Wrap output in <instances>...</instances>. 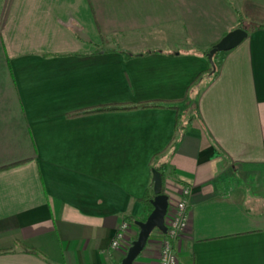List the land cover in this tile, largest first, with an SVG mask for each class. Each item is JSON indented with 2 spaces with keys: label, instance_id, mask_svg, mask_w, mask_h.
I'll list each match as a JSON object with an SVG mask.
<instances>
[{
  "label": "crops",
  "instance_id": "0c3cea01",
  "mask_svg": "<svg viewBox=\"0 0 264 264\" xmlns=\"http://www.w3.org/2000/svg\"><path fill=\"white\" fill-rule=\"evenodd\" d=\"M160 165L168 210L191 192L178 264H264V0H0V264H119Z\"/></svg>",
  "mask_w": 264,
  "mask_h": 264
},
{
  "label": "water",
  "instance_id": "95a60500",
  "mask_svg": "<svg viewBox=\"0 0 264 264\" xmlns=\"http://www.w3.org/2000/svg\"><path fill=\"white\" fill-rule=\"evenodd\" d=\"M247 36L248 33L245 29L236 28L228 32L217 44H215L207 55V60L212 71L215 70L213 63L214 55L233 50L240 45ZM151 173L152 192L154 195L150 200L152 210L144 222L135 223L139 230L138 235L136 239L131 242L129 249L119 264H134L154 231H158L162 234L166 233L165 216L168 209V197L161 192L162 178L160 173L155 169H153Z\"/></svg>",
  "mask_w": 264,
  "mask_h": 264
},
{
  "label": "built area",
  "instance_id": "2783aa9c",
  "mask_svg": "<svg viewBox=\"0 0 264 264\" xmlns=\"http://www.w3.org/2000/svg\"><path fill=\"white\" fill-rule=\"evenodd\" d=\"M191 192L184 187L179 201L172 210L167 209L165 216L166 233L161 234L159 241V253L157 264H178V258L173 248L174 242L178 241L189 224L188 208ZM130 223L122 220L115 230L110 249L112 251H123L125 254L130 247Z\"/></svg>",
  "mask_w": 264,
  "mask_h": 264
},
{
  "label": "trees",
  "instance_id": "16d2710c",
  "mask_svg": "<svg viewBox=\"0 0 264 264\" xmlns=\"http://www.w3.org/2000/svg\"><path fill=\"white\" fill-rule=\"evenodd\" d=\"M253 29H256L258 27L253 26ZM237 28H242L244 29V26H242L241 24L238 25ZM260 28V27H259ZM209 51H205L203 53V55L205 57H207ZM227 52L224 53H217L214 55L213 57V63H214V68L215 71H212V68H209V70L207 72L212 73V75H215L218 71V67L222 62V59L224 58V56L226 55ZM164 107V105L160 104L159 102H150V103H144V104H139V105H123V106H116V105H109V106H105V107H101V108H97V109H92L90 111H86V112H82V113H76L74 114V116L77 115H83V114H94V113H107V112H117V111H129V110H136V109H150V108H162ZM155 170H157L162 178V182L165 178V171L166 168L164 165H160V166H156L154 167ZM163 193V190L161 191ZM150 195L151 192H148L146 194V196L143 199V202L146 204V206L150 209V211L152 210V207L150 205Z\"/></svg>",
  "mask_w": 264,
  "mask_h": 264
},
{
  "label": "rangeland",
  "instance_id": "374dc122",
  "mask_svg": "<svg viewBox=\"0 0 264 264\" xmlns=\"http://www.w3.org/2000/svg\"><path fill=\"white\" fill-rule=\"evenodd\" d=\"M142 37H143L142 39H147L148 38L146 36H142ZM156 37H158V36H156ZM158 43H160L161 45H169V44H171V46H178L179 47V45L181 43V40H177L176 38H172V37L171 38H166L165 36H159ZM112 45H113V47H116V48H125L126 47L120 41H116Z\"/></svg>",
  "mask_w": 264,
  "mask_h": 264
}]
</instances>
